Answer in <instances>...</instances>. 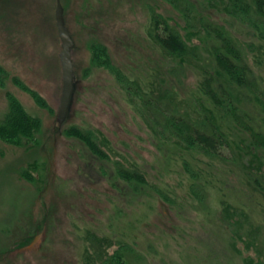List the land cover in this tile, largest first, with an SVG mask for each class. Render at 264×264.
Returning a JSON list of instances; mask_svg holds the SVG:
<instances>
[{"label": "rangeland", "instance_id": "1", "mask_svg": "<svg viewBox=\"0 0 264 264\" xmlns=\"http://www.w3.org/2000/svg\"><path fill=\"white\" fill-rule=\"evenodd\" d=\"M188 1L193 5L190 18L166 0H61L74 43L75 90L68 118L59 127L56 0H0V122L8 114L10 95L40 121L21 145L0 141V264H264V226L257 215L224 207L214 216H201L185 198L173 208L149 189L135 195L114 179L113 164L97 160L83 142L67 134L71 126L92 131L112 161L153 174L156 138L140 101L93 62L92 47L103 45L113 66L126 74L166 63L145 40L154 9L199 51L205 41L203 18L221 26L247 51L248 27L236 20L227 0ZM196 81L188 72L180 94ZM240 103L253 114L248 98ZM232 136L241 143L243 169L249 166V173L264 181V149L247 145L236 129ZM144 205L153 211L145 213ZM137 209L149 216L139 224L145 238L138 248L145 256L125 252L117 257L109 227L117 224H112L115 219L130 220ZM86 231L97 237H92L94 251Z\"/></svg>", "mask_w": 264, "mask_h": 264}, {"label": "trees", "instance_id": "2", "mask_svg": "<svg viewBox=\"0 0 264 264\" xmlns=\"http://www.w3.org/2000/svg\"><path fill=\"white\" fill-rule=\"evenodd\" d=\"M166 1L185 18L193 14L188 0ZM227 1L236 20L248 27L245 53L221 26L207 18L200 20L205 41L199 51L154 9L149 12L145 40L166 63L144 65L145 71L126 74L113 66L103 45L92 47L93 62L107 68L126 92L140 101L156 138L153 174L132 163L126 166L112 161L92 131L71 126L67 134L83 142L97 160L113 164L114 179L135 195L149 189L173 208L185 198L201 216H214L224 207L248 210L247 214L257 215L264 226V181L249 173V166L243 169L238 157L241 143L232 136L236 129L246 137L247 145L264 149V0ZM188 72L195 75L196 84L180 94L178 87ZM247 98L253 114L241 107L240 102ZM39 126V119L30 116L10 95L8 114L0 122V141L21 145ZM144 207L145 213L153 211L149 205ZM145 213L137 209L128 221L113 220L112 224H117L109 228L114 235L111 242L118 247L117 257L127 252L144 258L138 246L145 238L139 233V224L149 218ZM86 232L88 246L94 251L97 237ZM88 246L85 251L90 253Z\"/></svg>", "mask_w": 264, "mask_h": 264}, {"label": "water", "instance_id": "3", "mask_svg": "<svg viewBox=\"0 0 264 264\" xmlns=\"http://www.w3.org/2000/svg\"><path fill=\"white\" fill-rule=\"evenodd\" d=\"M54 18L57 28V34L61 43V50L58 57L61 67L62 81L60 103L55 118L58 126L61 127L68 118L75 90V75L71 54L74 43L69 29L67 28L65 23L64 9L61 4V0H56Z\"/></svg>", "mask_w": 264, "mask_h": 264}, {"label": "bare ground", "instance_id": "4", "mask_svg": "<svg viewBox=\"0 0 264 264\" xmlns=\"http://www.w3.org/2000/svg\"><path fill=\"white\" fill-rule=\"evenodd\" d=\"M245 1V0H244ZM252 7V6H251ZM256 8V7H255ZM253 10V9H252ZM251 10V11H252ZM255 12V11H254ZM263 33V32H262ZM260 38V37H259ZM261 39V38H260ZM236 63V62H235ZM238 64V63H237ZM258 167V166H257ZM257 169H259V168H257ZM258 173V172H257ZM264 173V172H263ZM246 175V174H245ZM263 176V175H262ZM231 179V178H230ZM250 179V178H249ZM227 208H229V207H227ZM219 218V217H218ZM220 224V223H219Z\"/></svg>", "mask_w": 264, "mask_h": 264}]
</instances>
